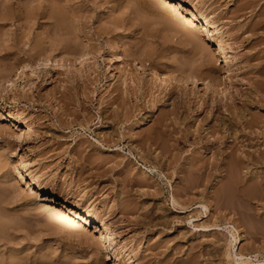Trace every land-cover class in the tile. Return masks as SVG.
<instances>
[{
	"label": "rangeland",
	"instance_id": "obj_1",
	"mask_svg": "<svg viewBox=\"0 0 264 264\" xmlns=\"http://www.w3.org/2000/svg\"><path fill=\"white\" fill-rule=\"evenodd\" d=\"M197 1L221 34H204L206 44L192 48L164 0H0V115L8 110L17 116H0V264H227L217 241L224 243L229 233L198 225L228 210L239 211L232 221L239 224L235 249L264 258V198L257 200V191L245 201L230 189V198L217 204L208 196L213 180L185 193L186 180L179 177L186 172L189 178L192 155H216L218 147L210 152L204 141L222 116L216 105L226 100L224 92L260 79L256 87L264 95V0L172 3L185 12ZM214 39L227 42L228 63ZM47 60L62 65L36 66ZM153 66L176 76L175 87L152 84L146 67ZM186 74L219 87L178 85ZM117 93L124 105L112 100ZM241 101L242 110H229L246 119V98ZM115 111L121 123L102 128L101 118ZM126 112L130 118L123 120ZM243 129L237 133L245 136ZM103 137L117 146L110 150ZM23 167L44 189L81 197L102 220L70 231L75 214L61 218L41 203ZM171 194L185 205L193 200L175 213ZM202 203L213 212L210 222L199 215ZM102 224L117 252L100 238Z\"/></svg>",
	"mask_w": 264,
	"mask_h": 264
},
{
	"label": "bare ground",
	"instance_id": "obj_2",
	"mask_svg": "<svg viewBox=\"0 0 264 264\" xmlns=\"http://www.w3.org/2000/svg\"><path fill=\"white\" fill-rule=\"evenodd\" d=\"M165 1L170 4L171 14L175 17V19H176L175 21L177 22V25H179L180 29L183 30L184 38L186 39V38L189 37L188 40H190V41H185L184 40L185 41L184 42L185 45L186 44H188V45L190 44V45H192L191 46L192 48L197 47V45H200V46L203 47V44H206L205 38L203 37L204 34H205V36L209 35L211 37V39H213L214 35L221 34V31H220L221 28L219 27L220 25L217 24L216 20L214 18L210 17V16L207 17L205 15H202L203 13L202 14L200 13L201 10H202V6H201V4L198 1L191 3V5H189L184 10L185 12H182L181 10H179V8H177V6H179V4H174L177 0H164V2ZM172 2H174V3H172ZM151 3H152V5H156L153 1ZM177 28H178V26H177ZM174 30H175V28H174ZM196 31H197V33H195ZM175 33H173V34H175ZM182 37H183V35H182ZM206 37H208V36H206ZM214 40H216L218 48L223 53L222 55L225 57V59H227L226 61L228 63V60H231L232 55H230V54L225 52L227 50L226 48H228L227 45H226L227 42L224 43L221 40H217V39H214ZM195 42L197 43V45L195 44ZM203 42H205V43H203ZM200 48L201 47H199V49ZM122 50H123L124 53H126V49L122 48ZM110 53H111V55L109 54L110 55L109 61L112 62V60L114 58L116 59V57H115L116 55L112 54V52H110ZM84 60L85 59L83 58V62H84ZM81 62H82V58L78 59V64L81 63ZM37 63H35V65ZM59 63H61V61L60 62H58V61L57 62L56 61L53 62V61H48L47 60V61H41L36 66L37 67L38 66L46 67V66L51 65V64L55 65V66L62 65V64H59ZM28 68L31 69V71H30L31 73L34 72L35 69H36L35 66L33 68H31V67H28ZM146 68L149 71L148 74L152 78L151 80L152 81L154 80V82H152V84L155 83V84L159 85V87H162L163 90H167V89H169L171 87L172 88L175 87V85H172L173 84L172 82L175 81L174 77H176V76L173 75L174 76L173 77V76L168 75V74H170L168 72H167L168 73L167 74V73H165L163 71H159L160 68H159V70H157L158 68L156 67V69H155V66L146 67ZM136 69L137 68H135V70ZM208 70H211V68H208L207 71ZM117 71H118V76H120L122 78L124 73L119 68H118ZM206 73H208V72H206ZM138 74L140 75L141 73L138 72ZM254 75H255V73H254ZM180 77H182V76H180ZM122 79H123V81L121 80L122 84L123 83L125 84V82H124L125 77L122 78ZM259 80H257V84L259 83L258 82ZM211 81L205 80V78L204 77L201 78V76L198 77V76H193L191 74H188L186 77H182V78L179 79V81H178L179 84L178 85L184 84V85L190 86V90H191L192 87H195L194 85L196 83L201 85L204 88V90L207 89V88L219 87V86H215L213 83H211ZM13 83H14V81L13 82L11 81L8 85L9 86L10 85L13 86ZM254 83L255 82H253L252 86H249V87L247 86V89H245V90L240 89L236 93L230 92V93H228V95H226V93L224 92V95H225L224 98H226V100L223 103L221 102L218 105H216V109H219V112H221L220 114L222 116L217 118V121H219V122L213 123V125H211V127L209 129V132H208L209 136L204 141L206 146H208L207 147L208 151L212 152L213 149H211V147L215 146V145L218 147V150L215 153L216 155L212 156L211 160H208L209 157L207 155H204V156H201V155L200 156H198V155L197 156L196 155L193 156L192 155V158L190 160L191 164L189 165V167L187 169L189 174H190V176H188L189 178L188 179L186 178L187 177L186 172L184 173L183 176H181V175L179 176V177H183V179L186 180L184 188H182V191H184L185 193H186L187 190L190 191L193 188L198 187L199 185H203L206 188L207 184L208 183H212V180H213L214 182L212 183V187H211L213 190L211 189L212 191H209L212 194L208 195V196H209V199H210L211 196L213 197V199H216L217 204L219 202H222L221 201L222 199L230 198L229 197V194H230L229 190L230 189L234 190L233 196L235 195L236 197L240 198L241 200H245L246 201V199L251 197L252 193H250V192H252L253 190L258 192L257 193L258 195H257L253 191V194L255 193V195L258 197V199H257V197H254V198H256L257 200H259V199L261 200L262 198H264V113H262L263 110H264L262 108V106H264V95H263V93H259V91L257 90V87H256L257 84L254 85ZM260 84H261V82H260ZM262 84H264V83H262ZM157 85H156V87H157ZM184 85H183V87H184ZM257 86H259V85H257ZM226 88H227V86H226ZM162 89H161V91H162ZM123 97L121 96L120 93H117V94L114 95V97H112L113 98L112 100L115 101L118 98H120V99H122L121 102L124 105L125 104V99H124V102H123ZM242 97L246 98V119H244L242 113H241L242 115L240 113H239L240 115L238 113H236V115H235L234 113L237 112L236 110H235L234 113H232L233 110H229V109H235V108L236 109L238 108V110H242L240 108V106L243 104L242 103L243 101H241ZM116 103H117V101H116ZM203 104L204 103H202V105ZM177 108H179V107L177 106ZM248 108H250L252 110H255L254 113L250 112ZM223 110L227 111L228 115L225 113V115L227 117L224 116V113H222ZM130 112L131 111L128 110V113H130ZM249 112H250V114H249ZM128 113L126 112V116H124L125 118L123 120H128L130 118L129 117L127 119V114ZM2 114L3 115L5 114V117H7V118H11V119H13V118L16 119L17 118V116H15L13 112L8 111V110L5 111V113H2ZM2 114L0 116H2ZM118 114L120 115V112L116 113V111H115L114 115L113 116L111 115L112 116V118H110L111 121H109L110 119L109 120L106 119V115L107 114L105 115V113H104L105 118L104 117L101 118L102 119V122H101L102 123V128L103 127H110L109 123L113 125V124H115V123L117 124L119 121H121L120 118L117 119ZM145 119L146 118L143 116L141 119L138 120V122L136 123L135 126H137L139 128L140 126L145 125V123H146ZM155 121H157V120L155 119ZM119 123H121V122H119ZM164 126H165V124H164ZM243 128H245V131H246L245 136L243 135L244 133H242V134H241V132L237 133V132H239V129H240V131L244 130ZM157 133L159 134V131H157ZM158 136H160V135H158ZM185 137H186V135H185ZM210 137H211V139H210ZM112 138L114 140L113 136H112ZM225 138L228 139L227 140V144L223 145L222 147L219 146L220 143L222 144V142L226 141ZM104 140H105V138H104ZM111 140L112 139L110 137H108L105 140V142L107 143L106 145L109 146L110 150H113L112 149L113 146H117L118 143H117V141H114L112 143ZM129 146H131V145H129ZM215 147H214V149H215ZM214 152H215V150H214ZM160 156L162 157L161 154H160ZM140 157H142V156H140ZM144 158H145V156H144ZM210 158H211V156H210ZM94 164H95V162H94ZM95 168H96V166H95ZM23 170H24L25 174L29 177L30 185H32L33 188H35L36 195L40 198V202L41 203L44 202L43 204L49 205V208L52 211L53 210L55 212L57 211L56 213L61 218L65 217V216H68L69 214H75L73 217H71L69 219V224L67 225L68 229L70 231L76 232L75 230H77V227L81 226L83 222L86 224V223H88V222H90L92 220H95L97 218L100 219L99 215H97V213L90 206H86V205L83 204L81 197H79V196L74 197L71 194L69 195V197H65L61 193H56L55 191H52L50 189H44V187H41V185L39 184L38 180L31 174V172L28 169H25L23 167ZM184 170H185V168H184ZM181 173L182 172H180V174ZM240 188L241 189L243 188L244 190L242 189V190L239 191ZM250 190H252V191H250ZM177 194H178V192H177ZM71 197H74V199H68V198H71ZM209 199H208V201H209ZM171 200L173 202V207H175L176 209L179 210V211H175V209H174V210H171V211H173L175 213H182L185 210H187V208L190 206V202L193 199L189 198V201L187 200L188 203L184 201L185 203L188 204V205H185L184 203H181L182 201L178 200L177 196H174L173 194H171ZM211 202H213V201L211 200ZM238 202H240V201H238ZM214 203H215V201H214ZM200 205L203 208V211H201L199 213L200 217L201 218L204 217L205 220L210 218V215H212L213 212L210 211V209L208 208L209 205L208 204H203V203L200 204ZM223 205H224V203H223ZM217 208H218V206H217ZM76 209H77V211L78 210H80V211L77 213ZM245 210H246L245 213H246V216H247L249 214V210H251V209L250 208H246ZM147 212L149 214L152 213L149 209H148ZM238 212L239 211L235 212L233 210L232 211L228 210L227 214H226V212L223 211L220 214L219 217H215L214 216V219H213L212 222H210V220H206V221H209L210 223L206 222V223L199 224L198 226L201 229H205V230H221V229H224V230H226V232L229 233V237L230 238L227 240L226 239L228 237L227 236L225 238L226 241H224V243H220V242L217 241V246L219 245L218 248L222 250L223 258L227 261V264H255V263H253L254 261L257 262L256 264H264V258L263 259L262 258L259 259L260 257L257 254L246 253V256H245L243 253L238 251L237 248L235 249L236 242L238 240H240V235L237 234L238 231H239V229H238V225L239 224L236 221H234V223H232V221H233V218L237 217L236 213H238ZM240 213H242V212H240ZM259 213H261L260 210L257 211V214H259ZM149 214H147V215H149ZM221 219L224 220V221L220 222ZM100 220H102V219H100ZM207 228H210V229H207ZM249 228L251 229L250 226L248 227L246 225V231L249 232ZM101 229L102 230H101V234H100L101 237L100 238L103 237L102 239L104 241L108 242V245L110 247L112 246L111 249H113V252H117V249L115 247H113V239H112L113 238L112 237L113 234L109 232L108 226L106 227L105 224H102ZM168 230H169L168 232L172 231L171 229H168ZM75 235H77V234H75ZM116 257H118V256H116Z\"/></svg>",
	"mask_w": 264,
	"mask_h": 264
}]
</instances>
